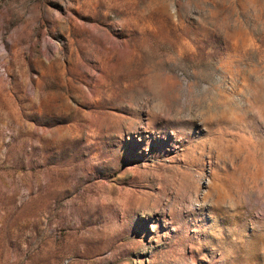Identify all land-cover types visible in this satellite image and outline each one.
I'll list each match as a JSON object with an SVG mask.
<instances>
[{
	"label": "rangeland",
	"instance_id": "rangeland-1",
	"mask_svg": "<svg viewBox=\"0 0 264 264\" xmlns=\"http://www.w3.org/2000/svg\"><path fill=\"white\" fill-rule=\"evenodd\" d=\"M0 264H264V0H0Z\"/></svg>",
	"mask_w": 264,
	"mask_h": 264
}]
</instances>
